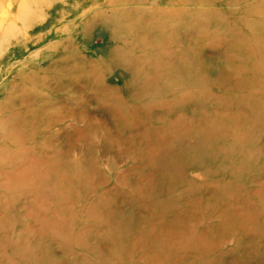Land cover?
I'll return each mask as SVG.
<instances>
[{
  "label": "rangeland",
  "instance_id": "rangeland-1",
  "mask_svg": "<svg viewBox=\"0 0 264 264\" xmlns=\"http://www.w3.org/2000/svg\"><path fill=\"white\" fill-rule=\"evenodd\" d=\"M0 264H264V0H0Z\"/></svg>",
  "mask_w": 264,
  "mask_h": 264
}]
</instances>
